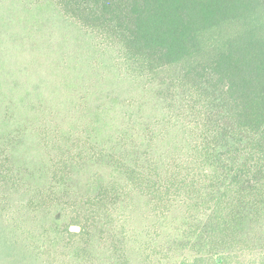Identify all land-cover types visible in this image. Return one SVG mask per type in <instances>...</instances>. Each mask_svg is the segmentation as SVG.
<instances>
[{"label": "trees", "instance_id": "1", "mask_svg": "<svg viewBox=\"0 0 264 264\" xmlns=\"http://www.w3.org/2000/svg\"><path fill=\"white\" fill-rule=\"evenodd\" d=\"M24 8L40 76L12 101L41 160L0 156L3 262L264 264V0Z\"/></svg>", "mask_w": 264, "mask_h": 264}, {"label": "rangeland", "instance_id": "2", "mask_svg": "<svg viewBox=\"0 0 264 264\" xmlns=\"http://www.w3.org/2000/svg\"><path fill=\"white\" fill-rule=\"evenodd\" d=\"M34 1L0 0V156L11 157L16 168L31 172L36 170L41 160L37 138L31 128L34 122L27 121L31 114L30 107L23 104L16 108L12 100L25 89L34 90L33 85L40 76L37 62L39 50L34 49L40 39L36 34H31L29 38L28 32L34 28L27 20L33 17L25 13L24 8L28 2ZM35 12L38 11L33 14ZM45 13L48 14V11ZM37 90L33 92L34 96ZM80 183L79 180L76 182L77 191H86ZM14 192L9 188L0 191V236L7 234L8 218L13 214L15 217L23 214L19 193ZM8 244L0 246V264H6V260H3L8 259L7 256L9 259L16 257Z\"/></svg>", "mask_w": 264, "mask_h": 264}]
</instances>
